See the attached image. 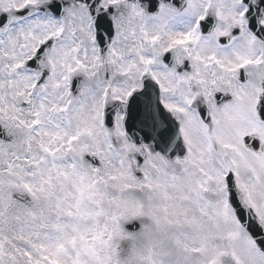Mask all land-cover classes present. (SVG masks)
Masks as SVG:
<instances>
[{
    "label": "snow or ice",
    "instance_id": "6c2138e0",
    "mask_svg": "<svg viewBox=\"0 0 264 264\" xmlns=\"http://www.w3.org/2000/svg\"><path fill=\"white\" fill-rule=\"evenodd\" d=\"M0 264H264V0H0Z\"/></svg>",
    "mask_w": 264,
    "mask_h": 264
}]
</instances>
